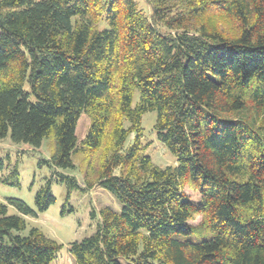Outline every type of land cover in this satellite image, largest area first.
I'll return each instance as SVG.
<instances>
[{
    "label": "trees",
    "instance_id": "1",
    "mask_svg": "<svg viewBox=\"0 0 264 264\" xmlns=\"http://www.w3.org/2000/svg\"><path fill=\"white\" fill-rule=\"evenodd\" d=\"M147 1L149 16L135 0H0V140L53 139L39 212L56 203L53 180L121 203L69 245L76 264H264V0ZM148 112L175 166L146 154ZM82 114L91 124L78 147ZM78 154L85 187L60 172ZM3 183L21 186L17 166ZM9 203L20 215L0 201V264H53L63 245L38 228L21 235L36 213ZM195 229L209 238L179 239Z\"/></svg>",
    "mask_w": 264,
    "mask_h": 264
},
{
    "label": "rangeland",
    "instance_id": "2",
    "mask_svg": "<svg viewBox=\"0 0 264 264\" xmlns=\"http://www.w3.org/2000/svg\"><path fill=\"white\" fill-rule=\"evenodd\" d=\"M135 1L138 3L139 9L149 16L151 13L149 2L147 0ZM217 21L220 28H223L224 31L235 29L234 23L225 16H219ZM105 26L106 24L102 22L100 29H103ZM26 89H29L28 85H26ZM139 99L140 93L136 91L134 93L133 106L137 105ZM156 120V112L146 113L142 120V127L144 129L143 144L146 146V154L152 158L153 163L158 167L175 166V157L157 139V133L154 130ZM90 124V117L82 114L77 127L78 147L83 145ZM134 138V134L130 135L124 146V150L129 149L133 145ZM52 154V138H46L40 148H34L27 144H15L10 136L4 140H0V161L3 160L5 163L4 170H0V201L8 206L10 215H20L17 208L10 205L9 200L11 199L24 202L36 213L35 216L26 217L27 229L21 235L28 236L32 228H38L46 236L63 245L62 251L53 264H76L68 252L69 245L74 242H82L97 231V226L100 223L99 212L101 209L111 208L115 212H120L122 205L108 191L98 186L93 189H86L85 192L79 190L69 192L66 185L53 180L51 194L56 198V203L47 211L39 212L35 203L36 195L47 181L55 177V169L51 165L42 162L49 161ZM73 160L77 165L76 170L60 172L76 177L81 186L85 187L81 170L84 165V156L78 154L73 157ZM16 166L20 174L21 186L13 187L5 185L3 180ZM185 192L190 196L193 203L199 202L200 194L198 191L186 187ZM93 212L96 214L94 218L92 217ZM202 220L201 215H196L190 223L198 227L202 223ZM186 238L197 242L209 238V235L195 229L191 236L179 239L183 240Z\"/></svg>",
    "mask_w": 264,
    "mask_h": 264
}]
</instances>
